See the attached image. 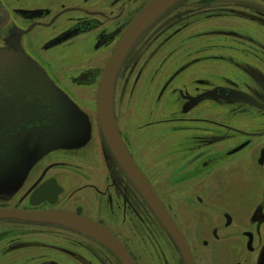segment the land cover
I'll list each match as a JSON object with an SVG mask.
<instances>
[{
    "label": "flooded vegetation",
    "instance_id": "flooded-vegetation-1",
    "mask_svg": "<svg viewBox=\"0 0 264 264\" xmlns=\"http://www.w3.org/2000/svg\"><path fill=\"white\" fill-rule=\"evenodd\" d=\"M150 1L0 0V50L23 54L63 95H71L68 90L73 86L67 89L65 79L78 84L77 89L72 87L77 95L82 93L81 83L93 84L86 88L93 93L99 89L122 34ZM252 1L254 11L249 19L263 27L264 0ZM236 2L177 0L135 39L118 69L115 85L121 74L130 80L143 73L142 66H147L146 74L159 68L153 64L163 60L157 54L162 45L150 47L165 22L198 17L197 22H184L190 26L239 16L229 7ZM220 26L236 39L246 36L239 28ZM258 30L264 33L263 28ZM261 32L256 35L262 37ZM257 44L261 55L232 46L239 50L230 51L246 54L244 60L235 55L195 60L193 79L184 78L190 104H172L168 111L164 104L159 106L161 149L172 157L155 175L139 165L165 206L162 215L110 157L99 169L109 172L84 184L91 175L75 157L80 148L62 143L56 147L69 145L67 155L39 161L56 148L52 147L41 153L18 184L0 185V191L6 192L0 196V208L72 211L102 224L115 239L108 244L58 219L1 216L0 264H186L183 248L191 250L196 264H264V44ZM227 67L235 68L236 74ZM129 88L131 96V81ZM150 88L161 89L157 84ZM220 88L246 93V98L206 96ZM115 113L117 117L116 109ZM151 122L141 124V131H148ZM118 125L136 159L119 121ZM167 142L175 145L168 147ZM105 177L111 178L107 186ZM85 185L99 197L88 205L76 198ZM69 187L76 191L71 196ZM64 240L73 246L64 245ZM123 247L129 253L126 259L119 252Z\"/></svg>",
    "mask_w": 264,
    "mask_h": 264
},
{
    "label": "water",
    "instance_id": "water-1",
    "mask_svg": "<svg viewBox=\"0 0 264 264\" xmlns=\"http://www.w3.org/2000/svg\"><path fill=\"white\" fill-rule=\"evenodd\" d=\"M176 1L151 0L134 18L107 62L97 97V120L109 147L120 166L161 215L165 206L121 134L115 113L114 88L118 69L135 39ZM220 95L246 98V93H233L227 88L206 93L208 97ZM77 109L79 110L69 97L65 93L63 95L23 54L0 50V185L12 184L8 180L17 183L41 153L71 141L76 137L79 128V133L82 132L80 119V127L78 125ZM1 216L58 219L91 232L108 244L115 239L111 231L102 224L68 210L41 211L3 207L0 208ZM166 221L169 223L167 219ZM177 236L181 237L178 234ZM123 248L119 252L126 259L129 253ZM183 252L186 264H196L190 249L183 248Z\"/></svg>",
    "mask_w": 264,
    "mask_h": 264
},
{
    "label": "rangeland",
    "instance_id": "rangeland-1",
    "mask_svg": "<svg viewBox=\"0 0 264 264\" xmlns=\"http://www.w3.org/2000/svg\"><path fill=\"white\" fill-rule=\"evenodd\" d=\"M212 1L216 2L220 0ZM252 2V0H237L236 4H230L229 7L233 8L234 13L240 14L239 16H230L223 20H211L209 24L202 22L200 24L185 26V21H198L196 19L198 17L194 16H186L180 21L165 22L160 27L159 36L153 42L154 46L150 47V50H152L157 49L156 44L162 45L157 54L161 55L163 60L159 64L158 62H154L153 64L154 66L158 65L159 68L146 74L145 70L147 66H142L141 69H144L143 73H138L135 77L131 76V79L132 77L134 78L132 80L126 79L128 77L127 74L124 76L120 75V83L119 85H115L114 88V103L118 121L129 145H131L134 151L137 161L150 175H155L158 170H164L163 167L166 165V159L172 157L161 149L162 142L159 141L161 133L159 123L157 122L158 118H162L158 114L159 106L164 104L165 110L168 111V109H171L172 104H190V89L185 85L184 78L189 82L193 79L195 72L193 62L199 58L203 59L204 56L227 57L229 55H235L236 59L244 60L246 55L244 52L235 53L230 51L239 50V48H232L234 45L247 48V51L251 50V53L248 51L249 55L255 52L260 55L262 54L261 49H258L259 45L257 42L264 44V33L258 30L264 29V25L260 27L256 21L249 19V14L254 11L252 5L249 4ZM263 16L264 14L261 16L264 19ZM220 24H225L226 27L231 29L239 28L246 36L236 39L232 34L233 32L223 31L224 29ZM258 32H261L262 37L256 35ZM147 56H151V53H148ZM226 69L232 70V73L236 74L235 68L227 67ZM64 75L68 77L67 74L64 73ZM206 75L210 77L209 74ZM243 78H247L245 73ZM130 81L131 96H129ZM64 82L67 89V86H70L69 84H72V87L77 89L76 85L78 84L70 82L68 79H65ZM156 84L158 87H161L160 90L150 88L152 85L156 86ZM91 86L93 84L81 83L80 89L82 93H78L79 95L75 93L72 87L71 90H68L71 95L65 92L76 108H79L77 112L83 127L82 132L69 142L73 146H78L77 149L80 148L75 152V157L81 160L85 168L88 169L85 171L91 175L84 179V184L95 182L98 178L101 179L102 174L105 173L106 175L109 172V170H99L106 164V158L110 157L112 163H119L118 160H114L106 147L108 143L97 120L98 88L97 91L91 93L86 89ZM212 99H215V97ZM130 102H132V105H129ZM93 104H95L96 108ZM149 120L152 122L149 124L148 131H141L140 125L144 124L145 126V123ZM179 123L176 122L175 124L178 125ZM168 133L179 135L173 134L172 130ZM177 139L179 140V138ZM166 145L173 147L175 142H167ZM69 151V145L56 147L43 154L39 161H44L45 158H49L51 155H67ZM96 175L98 178H96ZM110 181L111 178L105 177L103 184L107 186V183ZM8 182L14 185L18 184V182L15 183L12 180H8ZM76 183L80 184L78 178ZM69 188L68 193L71 196L76 191L71 187ZM89 189L90 186L85 185L80 191L76 192V198L80 203L88 205L98 200L99 197L94 192L87 191ZM3 193L6 192L0 191V196ZM100 198L104 199L105 196L101 195ZM64 245L73 246L66 240H64Z\"/></svg>",
    "mask_w": 264,
    "mask_h": 264
}]
</instances>
